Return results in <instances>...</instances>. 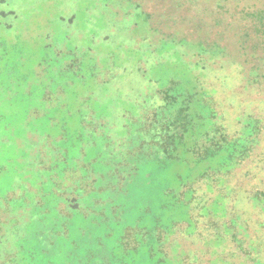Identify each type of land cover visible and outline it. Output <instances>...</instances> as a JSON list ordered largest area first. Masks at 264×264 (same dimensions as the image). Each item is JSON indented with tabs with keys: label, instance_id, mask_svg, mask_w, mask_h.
<instances>
[{
	"label": "rangeland",
	"instance_id": "374dc122",
	"mask_svg": "<svg viewBox=\"0 0 264 264\" xmlns=\"http://www.w3.org/2000/svg\"><path fill=\"white\" fill-rule=\"evenodd\" d=\"M17 1L0 264H264V0ZM178 120L226 172L146 164Z\"/></svg>",
	"mask_w": 264,
	"mask_h": 264
},
{
	"label": "crops",
	"instance_id": "0c3cea01",
	"mask_svg": "<svg viewBox=\"0 0 264 264\" xmlns=\"http://www.w3.org/2000/svg\"><path fill=\"white\" fill-rule=\"evenodd\" d=\"M16 2L20 3L17 0ZM23 14L22 17H17L10 22V19L5 18L3 10L0 9V46L8 42L14 43L27 35V32H24L26 29L35 28L34 26L40 23V18H38L37 15H32L28 8L24 9ZM192 119L194 122H197V120H200L201 118L199 116H194ZM185 121L186 120H178L172 122L169 129L173 126L178 132L168 135V138H166L168 140V145L163 144L162 146L163 153H160V155L158 154L146 164L159 167H167L168 164L176 165L181 168V171L187 168L194 174L199 171L201 172L202 170L203 172L201 174H204L206 171L210 172L209 169L216 172H226L227 166L226 164L222 166L221 161L217 165H211V159L217 157L216 154L213 157L212 155L218 148L212 149V147L208 145L205 146L204 143L200 142V137L202 135L205 138L208 137V129L210 126L205 125L204 127V125H197L194 128H191L188 127V121ZM183 122L185 123L183 124ZM194 129L200 131L196 132ZM190 135L195 136L193 142L189 141ZM161 136L163 139V135ZM219 150V153H221V146H219ZM182 176L183 174L179 172V177Z\"/></svg>",
	"mask_w": 264,
	"mask_h": 264
},
{
	"label": "trees",
	"instance_id": "16d2710c",
	"mask_svg": "<svg viewBox=\"0 0 264 264\" xmlns=\"http://www.w3.org/2000/svg\"><path fill=\"white\" fill-rule=\"evenodd\" d=\"M248 14H252V13H248Z\"/></svg>",
	"mask_w": 264,
	"mask_h": 264
}]
</instances>
